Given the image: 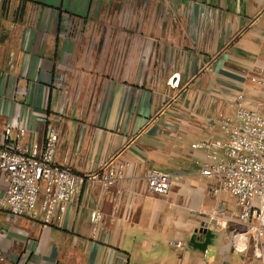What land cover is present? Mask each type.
Instances as JSON below:
<instances>
[{"label": "crops", "instance_id": "obj_1", "mask_svg": "<svg viewBox=\"0 0 264 264\" xmlns=\"http://www.w3.org/2000/svg\"><path fill=\"white\" fill-rule=\"evenodd\" d=\"M97 1L0 0V144L11 116L28 148L56 123V162L85 179L48 225L39 208L16 221L0 210L5 264H264L233 248L247 228L237 202L201 174L222 154L236 96L248 108L261 98L250 78L264 69V0H161L159 47L153 32L144 43L102 32L90 47ZM105 167L122 172L108 189L87 179ZM149 172L174 174L167 194L149 191ZM204 223L215 238L200 247Z\"/></svg>", "mask_w": 264, "mask_h": 264}, {"label": "built area", "instance_id": "obj_2", "mask_svg": "<svg viewBox=\"0 0 264 264\" xmlns=\"http://www.w3.org/2000/svg\"><path fill=\"white\" fill-rule=\"evenodd\" d=\"M250 82L261 95L257 107L248 108L244 95L236 96L232 102L234 113L222 115L220 119L219 129L224 136L222 154L211 153L208 157L213 162L205 163L201 174L218 177L219 185L213 193L225 192L237 202L239 220L247 228L234 231L233 248L244 250L252 246L255 255L261 257L264 255V69L252 76ZM56 125L49 126L42 147L35 142L29 148L24 143L27 128L16 117L11 116L4 126L0 144V174L3 175L0 210L15 221L38 208L46 225L61 218L85 181L56 162L60 142ZM202 145L210 147L209 143ZM121 173V167H105L102 173H93L87 179L98 180L108 189L119 181ZM173 179L171 172L146 175L149 191L160 195L170 191ZM96 216L100 218L101 213L97 212ZM170 244L184 246L182 241ZM7 260L0 248V264Z\"/></svg>", "mask_w": 264, "mask_h": 264}, {"label": "rangeland", "instance_id": "obj_3", "mask_svg": "<svg viewBox=\"0 0 264 264\" xmlns=\"http://www.w3.org/2000/svg\"><path fill=\"white\" fill-rule=\"evenodd\" d=\"M96 5H100V0ZM163 6L161 0H104L102 8L99 11L95 9L93 22L87 27H82V33L86 39L89 38L88 45L95 47L96 37L102 32L122 35L127 43L134 37L144 43L153 32V43L155 45L157 42L159 47L161 40L159 36L155 37L157 36L155 25L158 27L163 21ZM152 21H157L154 29H150Z\"/></svg>", "mask_w": 264, "mask_h": 264}, {"label": "water", "instance_id": "obj_4", "mask_svg": "<svg viewBox=\"0 0 264 264\" xmlns=\"http://www.w3.org/2000/svg\"><path fill=\"white\" fill-rule=\"evenodd\" d=\"M2 36H4V35H2ZM198 232L203 234L205 236V239H206V241L203 242V243H197L198 246H200V247H205L208 241H210L211 239L215 238V234L209 229V224L208 223L202 224L201 228L198 230ZM193 240H195V239H193Z\"/></svg>", "mask_w": 264, "mask_h": 264}]
</instances>
